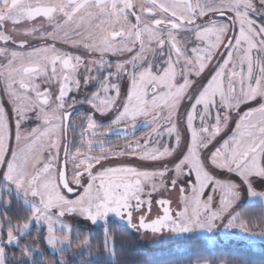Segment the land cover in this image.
<instances>
[{
  "label": "snow or ice",
  "instance_id": "snow-or-ice-1",
  "mask_svg": "<svg viewBox=\"0 0 264 264\" xmlns=\"http://www.w3.org/2000/svg\"><path fill=\"white\" fill-rule=\"evenodd\" d=\"M111 221L264 241V0H0V264H129Z\"/></svg>",
  "mask_w": 264,
  "mask_h": 264
},
{
  "label": "trees",
  "instance_id": "trees-1",
  "mask_svg": "<svg viewBox=\"0 0 264 264\" xmlns=\"http://www.w3.org/2000/svg\"><path fill=\"white\" fill-rule=\"evenodd\" d=\"M109 228L116 236L117 248L121 250V254L128 260L129 264L144 256L151 257L155 264H168L169 261L176 258L172 251L176 248L175 243L166 247H147L141 242L139 236L128 227L114 221L109 224ZM95 231L99 234L100 228ZM95 242L93 240V243ZM185 243L188 246V252L182 258L183 264H188L189 259L195 260L199 257L221 259L233 258L238 255L251 260L252 264H264V246L255 249L242 243L228 242L218 243L215 248H212L203 243H192L191 241H185Z\"/></svg>",
  "mask_w": 264,
  "mask_h": 264
},
{
  "label": "rangeland",
  "instance_id": "rangeland-1",
  "mask_svg": "<svg viewBox=\"0 0 264 264\" xmlns=\"http://www.w3.org/2000/svg\"><path fill=\"white\" fill-rule=\"evenodd\" d=\"M86 107V106H84ZM79 110H84L83 107H80ZM110 139L113 142H116L117 137L115 135H113L112 137H110ZM114 222V221H111ZM110 222V223H111ZM127 227V226H126ZM99 228V227H98ZM97 229V228H96ZM95 229V230H96ZM132 230V229H131ZM138 236L139 239L141 240V242L147 246V247H166L169 246L171 244H173L174 242L168 237L167 234H165L164 236H157V237H153L150 233H138L135 230H133ZM228 242H236V243H242L244 245H247L245 241L242 240H237V239H221L219 243H228ZM264 246V241H260L259 239L257 240L256 245L253 247L255 249L263 247Z\"/></svg>",
  "mask_w": 264,
  "mask_h": 264
}]
</instances>
